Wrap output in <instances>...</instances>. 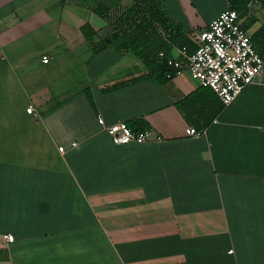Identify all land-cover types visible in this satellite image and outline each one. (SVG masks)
Returning <instances> with one entry per match:
<instances>
[{
    "label": "crops",
    "instance_id": "crops-1",
    "mask_svg": "<svg viewBox=\"0 0 264 264\" xmlns=\"http://www.w3.org/2000/svg\"><path fill=\"white\" fill-rule=\"evenodd\" d=\"M226 1L161 0L192 40ZM130 3L0 0V108L1 89H25L21 112L0 113V264H264V65L204 125V97L177 106L204 86L187 67L158 81L113 36L114 9ZM247 8L253 34L264 0ZM99 114L146 118L164 140L116 144Z\"/></svg>",
    "mask_w": 264,
    "mask_h": 264
},
{
    "label": "built area",
    "instance_id": "built-area-1",
    "mask_svg": "<svg viewBox=\"0 0 264 264\" xmlns=\"http://www.w3.org/2000/svg\"><path fill=\"white\" fill-rule=\"evenodd\" d=\"M194 39L196 47L193 51L188 52L187 47L182 46L181 58L173 55L166 57L167 78H172L187 67L204 85L210 86L224 104L231 103L245 85L260 78L264 58L258 52L251 34L242 28L239 12L231 1H226L225 8ZM160 55L164 56V51H160ZM42 60L47 62L49 59L43 55ZM26 110L36 114L32 104ZM97 121L116 144L164 140V136L153 128L135 130L125 121L107 124L100 114ZM185 133L195 135L200 130L186 126ZM76 145L75 141L71 143L72 147ZM58 149L64 152L63 146ZM3 238L12 241L14 236L5 233Z\"/></svg>",
    "mask_w": 264,
    "mask_h": 264
},
{
    "label": "trees",
    "instance_id": "trees-1",
    "mask_svg": "<svg viewBox=\"0 0 264 264\" xmlns=\"http://www.w3.org/2000/svg\"><path fill=\"white\" fill-rule=\"evenodd\" d=\"M229 1H231L233 7L239 12L240 17L248 15L247 3L250 0ZM95 10L102 18H110L111 16L110 6L103 3L99 4ZM113 13L115 14L113 25L117 29H115L116 31L113 33V36H121L122 42L120 43V47L124 50H132L136 57L145 63L148 69L147 74L155 77L158 81L167 79L166 72L168 67L166 57L171 55V49L174 45L179 47L186 46L188 52L193 51L196 47L195 41L182 30L180 25H173L169 22V18L162 7L161 0H131L129 6L121 10L116 7ZM250 16L249 21L247 19L241 24L245 30L255 20L252 17V13ZM261 35H264V27L259 28L251 34L256 48L257 40ZM257 50L264 58L263 52L258 48ZM160 51H164V56L160 55ZM203 97L205 125L224 106L219 95L210 86L204 85L202 86V90L185 96L179 102L181 104H177V106L183 113V103L186 101L188 103L201 102ZM126 123L135 130L152 128V124L146 118H140ZM84 159L87 161V156L82 155V164H84ZM70 160L72 161L71 157ZM96 186L98 189L105 187L103 183H98Z\"/></svg>",
    "mask_w": 264,
    "mask_h": 264
},
{
    "label": "rangeland",
    "instance_id": "rangeland-1",
    "mask_svg": "<svg viewBox=\"0 0 264 264\" xmlns=\"http://www.w3.org/2000/svg\"><path fill=\"white\" fill-rule=\"evenodd\" d=\"M173 25H180L181 28H183L180 23H174ZM23 90H25V89L15 88V87L14 88L1 89V91H2L1 108H0V113L1 114H6V113H10V112H15V111L21 112V103L16 98V95L20 94ZM10 92H12V95H14L13 96V103H11V104H9V99L11 97H7V98L5 97V94L8 95ZM20 124L23 125L24 123L21 122V120L14 121L13 122V126L10 128L11 130H9V131H12V132L15 131V134H16L15 137L20 136V133H18L19 129H22V127H20ZM14 140H15V138H14ZM43 140L45 141V139H43ZM43 149H45V148L40 147L41 151L39 150L37 153H34L35 155L37 154L38 160H41L43 158H45V159L46 158L55 159V155H54V153L51 150H43ZM10 158L16 159V153H13V157H11V155H10Z\"/></svg>",
    "mask_w": 264,
    "mask_h": 264
}]
</instances>
